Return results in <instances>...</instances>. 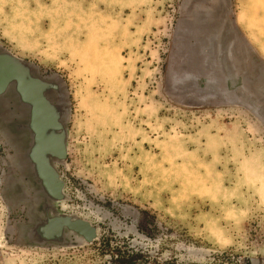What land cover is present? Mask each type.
I'll list each match as a JSON object with an SVG mask.
<instances>
[{
	"label": "rangeland",
	"instance_id": "rangeland-1",
	"mask_svg": "<svg viewBox=\"0 0 264 264\" xmlns=\"http://www.w3.org/2000/svg\"><path fill=\"white\" fill-rule=\"evenodd\" d=\"M0 49L60 78L54 208L96 227L26 241L39 201L9 103L0 264H264V0H0Z\"/></svg>",
	"mask_w": 264,
	"mask_h": 264
},
{
	"label": "water",
	"instance_id": "water-1",
	"mask_svg": "<svg viewBox=\"0 0 264 264\" xmlns=\"http://www.w3.org/2000/svg\"><path fill=\"white\" fill-rule=\"evenodd\" d=\"M13 104L22 115L18 122L2 121L20 145L23 173L36 187L38 214L24 238L30 245H63L64 235L73 234L82 243L96 239V227L88 221L58 213L55 205L64 200L63 181L55 164L66 155L68 104L58 76L42 78L28 61L0 49V111ZM3 113L0 112V115ZM249 264H262L248 258Z\"/></svg>",
	"mask_w": 264,
	"mask_h": 264
},
{
	"label": "trees",
	"instance_id": "trees-1",
	"mask_svg": "<svg viewBox=\"0 0 264 264\" xmlns=\"http://www.w3.org/2000/svg\"><path fill=\"white\" fill-rule=\"evenodd\" d=\"M152 219H153V218L151 217V218H150V221H148V222L145 221V220H143V219H141V220L138 222V225H137L138 230H139L140 232L146 234V235H149V234H148V231H147V225H148V224H153V220H152ZM135 258H137V257L135 256ZM117 259H118V258L116 257V258H115V261L118 262L119 264H120V263H121V264H130V263H131L130 261H128V262H125V260L118 261Z\"/></svg>",
	"mask_w": 264,
	"mask_h": 264
}]
</instances>
